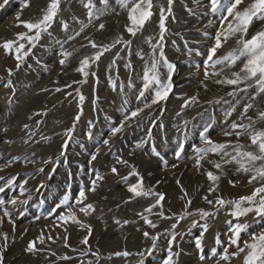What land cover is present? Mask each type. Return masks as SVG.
I'll return each instance as SVG.
<instances>
[{"label":"rangeland","instance_id":"1","mask_svg":"<svg viewBox=\"0 0 264 264\" xmlns=\"http://www.w3.org/2000/svg\"><path fill=\"white\" fill-rule=\"evenodd\" d=\"M251 2L244 0L241 7ZM49 3L30 0V6L25 7L22 0H8L7 4L0 0L4 4L0 7V45L16 40L18 33L28 32L23 25L17 26L18 14L19 20L35 22ZM86 3L60 0L54 23L35 46L19 41L26 45L24 51L30 49L23 62L16 60L14 49L10 53L0 47V187L4 188L0 192V200L4 201L0 204V264H163L169 248L173 254L178 253L172 257L174 264H244L245 253L224 261L219 255L213 256L211 249L222 251L217 236L224 247L228 246V221L250 225L247 232L241 233L243 247L245 241H251L250 233L264 230V220L255 213L237 220L230 215V207L220 208L215 201L251 195L264 181L249 183L251 174L238 171L235 163L216 169L212 161L221 162L218 154L209 153L198 167L195 148L204 146L200 133L211 125L207 135L212 141L239 142L255 151L248 136L224 133L231 131L229 126L234 121L248 123L241 117L247 103L254 107L246 116L255 121L257 128L264 129V121L257 119L264 111V94L255 96L253 88L230 95L245 85L216 83L232 78V73L242 67L241 62L205 79L203 62L220 26L218 15L210 12L209 0H172L171 4L169 0H152L153 14L135 36L126 30L130 25L128 11L116 0H109V10L94 19L89 18ZM94 3L102 7L101 0ZM162 15L167 29L163 52L176 65L173 88L166 100L125 120L131 111L151 103V91L143 100L137 97L144 83L145 64L151 63L153 46L161 43ZM64 22L67 30L62 26ZM261 29L264 22L254 20L247 38ZM77 32L80 35L76 36ZM117 37L131 44L119 43L98 61H90L87 76L78 71L81 61L97 51L89 41L100 46L111 44ZM237 40L238 36L230 38L216 56L237 47ZM65 52L71 55L65 57ZM129 64L131 67H126ZM159 71L161 79L166 80L167 70L161 67ZM193 96L198 97L197 102L182 109ZM233 107L232 115H226ZM121 123L123 129L113 134L112 128ZM104 140L109 143L104 144ZM181 145L183 151L178 158ZM113 167L117 173L111 171ZM133 167L143 177L145 190L164 195L151 212L145 210L155 204L156 196H135L129 191V185L139 179L129 175ZM208 171L220 176L217 183L208 179ZM97 173L102 179H97ZM93 180L97 184L94 192L88 190ZM81 185L87 196L84 204H92L95 210L86 214L80 211L81 205L74 204L70 211L79 222L58 220L57 216L61 212L67 215L69 209L56 206L66 193L78 196ZM13 199L17 203H10ZM53 209L56 211L49 215ZM198 209L215 214L202 218ZM204 224L208 225L206 231ZM198 238L202 239L203 251L196 246ZM33 241L36 250L29 252L27 248ZM228 251L234 252L236 247ZM124 252L129 255H117Z\"/></svg>","mask_w":264,"mask_h":264},{"label":"snow or ice","instance_id":"2","mask_svg":"<svg viewBox=\"0 0 264 264\" xmlns=\"http://www.w3.org/2000/svg\"><path fill=\"white\" fill-rule=\"evenodd\" d=\"M117 4H119L122 8L128 11V19L130 21V25L127 27V32L131 35L135 36L137 31H139L145 22L152 16V12L150 9L152 8V0H116ZM172 0H169L171 4ZM8 0H4V4H7ZM22 3L25 7L30 6V0H22ZM4 4H0V7H3ZM102 7L97 8L94 0H87L86 7L89 9L88 16L90 19L98 18L102 16L105 12L109 10V0H101ZM244 4V0H209V9L213 15H218L220 20V26L217 29L214 39V45L209 49L208 55L204 60L205 71L204 77L208 79L210 76H218L220 72L223 71L225 67L231 68L235 66L238 62L242 63V67L238 72L232 73V78H224L217 80L216 83H226L229 85L239 86L244 84L245 87L234 89L230 95H236L237 91L247 92L249 89L255 88L256 91L254 93L255 96H260L264 94V29H261L255 34H253L250 38L248 37V32L250 26L253 24L254 20L264 22V0H252L250 4L245 7H241ZM60 0H50L46 10L43 11V15L41 18L35 22L32 21H24L19 20V14L17 19L19 21L17 26L23 25L28 29V32L18 33L16 40H7L0 47H3L8 52H12L13 49L15 51V58L18 62H23L24 58L29 55V51H24L26 45L24 43H19V41L26 40L33 47L36 42L41 38V34L47 32L49 28H51L52 24L55 21V18L59 12ZM131 5V7H129ZM170 11V9H169ZM231 17V19H229ZM166 17L161 16L160 20V44L153 46L152 60L151 63L145 64L144 75L142 80L144 81L143 87L139 92L137 99L143 100L145 98V94L149 91L153 92V97L151 99V103H144L143 108H136L125 116V120L134 119L139 116L141 112L144 111L145 108H151L152 105L159 103L160 101H164L168 98L169 93L173 88L172 84V74L176 68V65L170 61H168L167 57L163 52L162 42L164 37V32L167 31L165 27ZM212 23L211 21L209 22ZM64 30L68 29V24L66 22L63 23ZM100 29L104 28L103 24L99 25ZM80 31H83L81 28ZM29 32H34V34L29 35ZM76 36L80 35V32L75 34ZM208 35V33H205ZM238 36L237 47L228 51L225 55L216 56L217 50L222 48L230 38ZM75 36H70L69 39H74ZM119 43H125L127 45L131 44V41H123L122 37H117L111 44H105L98 46L94 41H89L91 47L96 48L97 51L92 57H85L81 61V66L78 71L82 72L85 76L88 75L86 68L89 66L90 61L95 62L100 59V57L105 53L111 50V48L115 47ZM160 49L157 55L156 49ZM191 49H189V53H191ZM198 55L201 53L197 52ZM65 57L70 56L71 53L65 52ZM215 57V58H214ZM65 61L61 60L63 64ZM115 63V61H113ZM217 66H221L220 71H217ZM19 67V63L17 65ZM126 67H131V65H126ZM164 67L167 70V79H161V73L159 69ZM199 67V65H197ZM209 68L212 69L209 72ZM11 73V70H9ZM11 84V81L8 82ZM203 83V81H202ZM115 84V82H113ZM130 87H134V85H129ZM207 88V85H204ZM59 90V89H57ZM198 97L193 96L185 101L184 105H182V109L189 107L190 104H194L197 102ZM80 100L83 101L84 97L81 95ZM127 103V101H126ZM254 107L253 103H247L244 106L243 112L241 113V117L248 120V123H239L232 122L230 124L231 131H226L224 133L225 136L235 135L237 137L240 136H248L251 140V146L255 148V151H250L246 149V146L242 143L236 142L233 144L231 141L224 143H217L212 141L207 135L209 128L211 125H207L204 127L203 131L200 133L201 139L204 141L203 147L195 148V152L197 153V166L200 167L201 161L207 156L209 153L218 154L221 156V162L212 161L214 167L216 169H221L223 164L235 163L238 168V171H243L245 173H250L251 178L249 183H253L257 180L264 181V129H260L256 127L255 121L252 120L251 117H247L246 113ZM235 111L233 107L230 111L226 113V115L231 116L232 112ZM79 119V117H77ZM258 120L264 121V111L258 113ZM125 125L121 123L119 126L112 128V133H119ZM27 127V126H26ZM72 130L69 129V132ZM150 135V133H149ZM89 136L91 133L89 132ZM104 144H108V140L103 141ZM141 144H138L137 147H141ZM231 149V150H229ZM155 151V149H153ZM183 151V145L180 146V150L177 151L176 155L179 158L181 156V152ZM156 155H159L156 152ZM95 155L92 156L94 160ZM18 159V158H17ZM120 163L127 164V161L120 160ZM257 162H260L257 165ZM42 171V169H41ZM113 173H117V169L113 167L111 169ZM129 175H136L139 177L137 183L129 185V191L133 193L135 196H149L154 195L157 197L155 204L146 209L145 211L151 212L152 208L161 204V201L164 199V195L162 193H154L151 189L145 190L143 187V177L139 176L138 171L133 167V171ZM207 177L214 184L217 183L220 179L219 175L213 174L212 171L207 172ZM97 179H102L97 173ZM125 181L128 180V177H123ZM97 187L96 180L91 182V186L88 189L89 191H95ZM215 189H210V191H214ZM4 188L0 187V192H3ZM259 197V199H257ZM87 199L85 194V188L83 185L80 187V191L78 196L75 198L72 197L71 193H66L60 203L56 206V208H67L69 209L68 214L65 215L63 212L57 219L60 221H68L72 220L75 222H79L76 215L70 211L74 204L81 205L80 211L85 212L86 214L90 211H94V206L92 204H84V201ZM207 200V197H205ZM209 204H212L213 201L207 200ZM4 201L0 200V204H3ZM10 203H17L16 199L10 201ZM20 203H25V201H20ZM191 201H189V204ZM216 204L220 206V208L230 207V215L235 219L239 220L240 217L247 216L249 213H255L256 216L260 217L264 220V184H261L260 187L256 188L251 195L242 196L236 200H224L223 198H218L215 201ZM56 209H53L49 215H52ZM219 209L216 210L218 212ZM197 212L201 215L202 218H206L214 215L213 212L204 211L202 209H198ZM8 214V213H6ZM192 213H186V215H191ZM143 215V214H141ZM163 215V213H161ZM145 221L150 224L152 227H156V225L148 220L147 217H143ZM181 220L184 219V216L179 217ZM119 223V221H117ZM124 223H128L125 221ZM230 224V232L231 235L228 238V246L224 247L223 242L217 236L216 243L222 245V251L218 252L217 249H211L212 255H219L221 260L228 261L232 257L239 256L241 253H245L244 256V264H264V230L260 231L256 234H251V241H245L244 246H240L241 233H245L248 231L250 225L236 223L232 224L231 221H228ZM175 227V226H174ZM203 229L206 231L208 228L207 224H204ZM145 236H148L149 233L145 232ZM7 234H4V240L7 241ZM41 242H43V237L40 238ZM153 239H157L153 237ZM172 239H175V235H173ZM87 243V239L83 241ZM196 246L203 251L202 247V239L198 238L196 241ZM231 246L236 247V251L229 252L228 248ZM35 249V241L29 244L27 251L32 252ZM117 255H129V253H117ZM173 255H178V253L173 254L171 248L168 249V256L164 260L163 264H174L172 259ZM205 257L202 255L201 259ZM2 254H0V262H2ZM143 264V261H141Z\"/></svg>","mask_w":264,"mask_h":264},{"label":"water","instance_id":"3","mask_svg":"<svg viewBox=\"0 0 264 264\" xmlns=\"http://www.w3.org/2000/svg\"><path fill=\"white\" fill-rule=\"evenodd\" d=\"M197 224H201V222H197Z\"/></svg>","mask_w":264,"mask_h":264}]
</instances>
